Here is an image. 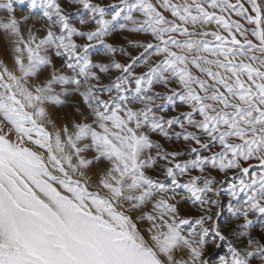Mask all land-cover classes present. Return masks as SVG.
I'll list each match as a JSON object with an SVG mask.
<instances>
[{
    "label": "snow or ice",
    "instance_id": "1",
    "mask_svg": "<svg viewBox=\"0 0 264 264\" xmlns=\"http://www.w3.org/2000/svg\"><path fill=\"white\" fill-rule=\"evenodd\" d=\"M30 3L45 22L26 34L0 3V264H210V229L214 248L228 240L222 191L247 243L219 264H264L248 231L264 220V0H120L110 19L97 0ZM66 6L87 15L79 27ZM122 14L136 54L106 42ZM69 86L87 114L57 126Z\"/></svg>",
    "mask_w": 264,
    "mask_h": 264
},
{
    "label": "rangeland",
    "instance_id": "2",
    "mask_svg": "<svg viewBox=\"0 0 264 264\" xmlns=\"http://www.w3.org/2000/svg\"><path fill=\"white\" fill-rule=\"evenodd\" d=\"M3 2L4 0H0V3ZM7 2L12 5L13 12L11 14L14 15L18 21L23 22L21 25L23 33L26 34L28 29L44 28L45 18L43 16L42 8H33L30 0H7ZM64 2L65 0H62V3ZM97 2L101 3L105 7L106 18L110 19L111 15L116 10L115 7H110V5H119L120 0H97ZM66 11L71 12V23L77 27L80 26L78 23L79 21L87 18V15L84 12L78 11L75 8L66 6ZM7 15L8 13L6 11H0V20H3ZM127 23L128 22L123 18L122 14L120 20L110 24L109 28L111 35L107 37L106 42L111 44L113 47H123L126 51H129L130 54H136V50L128 49L127 45L129 42H143V37L134 33L122 32L120 29L123 28ZM92 27L94 28L95 25H93ZM40 35H43V32H41ZM89 55L96 62L107 59L104 56V48L102 46H99L95 49H90ZM117 60L120 63H124L127 60V56H120L119 53H117ZM0 61H4L9 67H11L12 65L11 40L9 36L2 31H0ZM53 63L58 70L62 67V61L58 58L54 57ZM141 71L142 69L140 68L136 69L137 74L141 73ZM65 72L66 70H64V72H62L61 74H64ZM48 74V72H45L44 75L47 76ZM57 90L61 91L60 89ZM66 91L67 94L61 96V100L63 101L62 105L49 108L50 118L57 126L64 125L66 123L70 126L71 121H78L81 117L77 112V108L87 114L82 99L78 95L76 89L72 86H69L67 87ZM221 178L222 177H218V179ZM228 186H230V182L225 184V188H227ZM185 195L186 193H181L179 198L183 200V197ZM220 196L218 197L220 206L219 208L215 209V211L219 212V216L214 217V222L216 223L217 227H219L221 232L228 236V240L222 243V247L220 249L214 248L212 242L216 241V237L210 229L208 237L210 243L207 245V255L205 256V259L209 260L210 264H219V256L224 254L228 243L235 242L238 248H244L247 243V236H238V234L241 232L239 226L243 222L242 218L237 219L236 216H234V214L229 211V197L226 191H222ZM236 207L239 208L240 204L237 203ZM180 214L183 219L192 220L199 219L198 215H200L196 207L188 202H183L181 204ZM133 218L135 219V217ZM250 219L253 220V225L248 230L250 235L252 236V238L264 243V220L258 217H250ZM204 227H209V225L205 224ZM184 230L186 233L187 231H190L191 228L190 226L185 225ZM253 264H260L258 257L254 260Z\"/></svg>",
    "mask_w": 264,
    "mask_h": 264
},
{
    "label": "bare ground",
    "instance_id": "3",
    "mask_svg": "<svg viewBox=\"0 0 264 264\" xmlns=\"http://www.w3.org/2000/svg\"><path fill=\"white\" fill-rule=\"evenodd\" d=\"M221 197V196H220ZM224 199V198H223ZM226 206V205H225ZM191 210V209H190ZM195 213V212H194ZM194 215V214H193ZM199 216V215H198Z\"/></svg>",
    "mask_w": 264,
    "mask_h": 264
}]
</instances>
